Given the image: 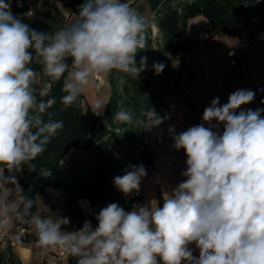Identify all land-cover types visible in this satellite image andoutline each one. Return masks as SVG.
Returning <instances> with one entry per match:
<instances>
[{"label":"clouds","instance_id":"obj_1","mask_svg":"<svg viewBox=\"0 0 264 264\" xmlns=\"http://www.w3.org/2000/svg\"><path fill=\"white\" fill-rule=\"evenodd\" d=\"M147 28L126 2L84 0L66 26L44 33L14 16L9 0H0V231L12 221L27 225L39 248L63 251L75 264H264V109L237 113L254 100L251 90H236L223 105L214 98L203 112L204 123L179 133L168 128L172 147L185 152L186 170L182 182L164 190L162 207L156 199L131 211L110 203L95 216V228L85 220L68 231L69 218L33 212L39 196L24 195L13 174L24 166L35 170L32 161L65 127L63 120L51 119L55 98L44 99L51 84L63 80V111L101 75L116 70L138 79L147 68V57L139 66L135 59L146 47ZM34 62L40 72L30 67ZM152 67L159 75L165 65ZM104 108L96 101L91 111L100 116ZM144 115L147 122L136 121L144 130L169 118L154 109ZM112 119L131 124L133 115L121 110ZM146 175L144 165L131 166L113 183L125 195L138 194Z\"/></svg>","mask_w":264,"mask_h":264},{"label":"trees","instance_id":"obj_2","mask_svg":"<svg viewBox=\"0 0 264 264\" xmlns=\"http://www.w3.org/2000/svg\"><path fill=\"white\" fill-rule=\"evenodd\" d=\"M9 2L14 16L22 19L32 29L48 33L65 26V17L55 3L48 5L52 12L43 18L35 14L31 17L24 15L28 12V0H9ZM152 2L157 12L155 26L165 41L169 61L192 53L197 45L210 39L235 37L250 25L248 18L238 10L242 0H182L178 3L154 0ZM67 8L70 15L78 14L79 8H75V4L69 3ZM197 16L205 18L211 24V29L190 35L187 33L188 21ZM148 47H150V39L146 38L145 49L138 52L135 57L137 66L141 57H146ZM239 59L236 58L231 72L239 68ZM30 67L40 72L39 63L34 62ZM106 76L110 92L104 112L100 116L94 115L88 106L82 104L83 95L77 104L61 111L63 108L61 98L65 95L61 90L63 80L51 84L49 95L44 99L55 98L56 103L49 109L52 113L51 119L63 120L65 127L52 138L47 150L32 161L36 165L35 170L29 171L27 166H24L19 182L23 194L29 198H35L36 195L47 196L49 188L60 192L64 197V210L71 223H84L88 220L93 226L98 224L92 216L84 215L80 206L82 199L88 200L93 207L104 203H117L125 211H131L132 208L133 200L120 192L113 183L114 177L124 175L131 170V166L117 157L113 143L119 137L115 131L118 127L112 116L121 111V102L124 103V110L133 114L138 113L140 106L138 97L151 96L156 102L160 88L155 87L149 78L137 80L116 70ZM228 77L229 75L226 82ZM120 79L124 81L121 85L122 92L133 93L125 99H121L117 91ZM39 90L38 84L37 93ZM254 93L255 98L264 103V91L256 90ZM38 99H40L39 95ZM48 119L49 117L45 116V120ZM136 127L134 126L130 133L124 136L122 143L127 145L131 153L139 150L132 165L142 164L148 172L152 168L154 155L144 143L141 129ZM77 152L83 155L71 157ZM69 155L70 159L66 160V156ZM124 158L128 159V155ZM156 198L159 206L162 207L163 198L160 192H157ZM36 210L37 206L33 208V212ZM14 252L7 249L0 253V264H19ZM68 262L75 264V259L69 257Z\"/></svg>","mask_w":264,"mask_h":264},{"label":"crops","instance_id":"obj_3","mask_svg":"<svg viewBox=\"0 0 264 264\" xmlns=\"http://www.w3.org/2000/svg\"><path fill=\"white\" fill-rule=\"evenodd\" d=\"M210 29L211 24L201 16L190 19L187 24V33L190 35ZM245 33L246 30L235 37L238 38ZM247 35L249 37L246 40L247 46H243V44L221 45L223 40H228L230 36L214 38L200 43L190 54L165 62V70L170 73L171 83L161 101L157 100L156 102H162L163 115L169 118L159 126L163 128L162 132L158 129L159 127L142 131L144 143L153 153L154 158L152 168L141 181L139 193L133 192L127 195L133 200L131 210L134 205H144L150 203L152 199L157 200V192H160L163 198L164 190L171 191L185 179L181 173L186 170V155L183 149L177 151L172 147L173 140L168 135L169 127H174L179 133L191 126L204 123L202 120L203 112L206 107L210 106L214 98L219 97L220 104L223 105L227 103L229 95L236 90L264 91V33L251 31ZM233 50L236 58H240V66L231 72L233 65L228 53ZM100 85H102L101 82H99ZM106 87L109 90V86L106 85ZM98 88L100 87L96 86L95 90ZM108 96L109 92L104 104H106ZM180 97L182 100L178 101ZM254 101L257 106L252 101L247 105H242L237 113L240 110L264 109V103L255 97ZM212 123L215 124L216 122L213 121ZM205 126L208 125L205 123ZM220 131H223V125L220 126ZM82 155L83 153L77 152L71 157ZM151 173H157V179L152 183L146 181ZM36 197L38 201L36 212L41 215L59 213V215L69 218L63 207L64 197L60 192L49 188L47 196L36 195ZM108 204L110 203L93 207L86 199L80 201L84 215L93 218ZM25 226L28 228L27 225ZM82 226L83 223H71L70 220L66 230L73 231ZM96 226L94 225L93 228ZM29 231L32 234L33 242L18 247L14 252L15 259L19 264H48L50 258H54L56 264H70L67 258L52 255L39 248L32 230L29 229ZM190 247L193 255L198 257L199 250L196 249L195 244L190 245Z\"/></svg>","mask_w":264,"mask_h":264},{"label":"rangeland","instance_id":"obj_4","mask_svg":"<svg viewBox=\"0 0 264 264\" xmlns=\"http://www.w3.org/2000/svg\"><path fill=\"white\" fill-rule=\"evenodd\" d=\"M154 0H120L121 3H128L129 6L139 13L142 17H144L146 23L148 24V28L145 33V38L150 39V47L146 48L147 51V68L145 71L140 73L137 80L149 78L152 83H154L155 87L158 89L160 88L159 92L157 93L156 101H161L163 95L166 93L167 87H170L171 83V76L168 71L163 70L162 73L157 75L153 69L154 63H163L165 65L166 61H169L167 53H166V44L162 36L158 33L157 28L155 26V19L157 16L156 9L153 8V2ZM168 2L172 3H178L182 0H166ZM55 3L59 10L62 12V14L65 17V26L75 18V15H70L69 9L67 8L68 4H75V8H80V5L84 3V0H28L27 2V8L28 11H32L33 14L45 18L48 13H51V9L48 7L49 4ZM239 13L243 16H246L249 21V27L246 28V33L242 34L240 37H229L228 40H223L224 46H230L231 44H243V46H247L248 42L246 43V40L249 39L248 32L254 31V32H262L264 33V0H242L239 4ZM202 31V30H201ZM200 31V32H201ZM209 41V40H208ZM234 51V50H233ZM151 70L153 72H151ZM125 74V73H124ZM128 77H132L130 74H125ZM134 78V77H132ZM136 79V78H134ZM175 79V78H173ZM100 80V81H99ZM99 82L102 83V85L99 86ZM124 83L123 79H120L118 81L117 91L119 92V97L121 99H125L126 97L131 96L133 94L132 92H129L125 94L122 92L121 85ZM108 85V77L101 75L96 80L95 87H100L95 90V87L90 88L85 94H83L84 101L83 105L88 106L92 110V105L96 101H100L102 104H104L105 99L108 95V88L106 87ZM109 86V85H108ZM37 87V85H36ZM169 89V88H168ZM139 112L136 114H133V121L131 124H122L117 122L116 125L118 128H116V133L119 136L117 141L114 142V148L117 153V157L124 161L129 166H133V159L138 154L139 150H136L134 153L129 152L127 145L123 144L122 141L124 139L125 135H128L130 131L134 128V126H137L139 130L143 131V126H138L136 124L137 120H143L146 121V116L144 113L147 109H154L155 112L159 115H163V104L162 102L157 103L154 102L151 96H139ZM105 105V104H104ZM120 110H124V103H120ZM105 109V108H104ZM164 117V116H163ZM135 123V124H134ZM143 134V132H142ZM128 155V159H125L124 156ZM133 155V156H132Z\"/></svg>","mask_w":264,"mask_h":264},{"label":"built area","instance_id":"obj_5","mask_svg":"<svg viewBox=\"0 0 264 264\" xmlns=\"http://www.w3.org/2000/svg\"><path fill=\"white\" fill-rule=\"evenodd\" d=\"M228 56L231 57V64L235 65L236 63V54L235 51H230L228 53ZM182 97L178 98V101H181ZM254 104L257 106V103L253 100ZM163 131L162 127L158 128ZM66 160L70 159V155L66 156ZM17 180L18 183L20 182V179L22 178V172L20 173H13ZM5 177L9 176V173L7 170H5L4 173ZM157 179V173H151L147 178L146 181L152 183L155 182ZM11 187V186H10ZM78 230V229H76ZM19 236V241L16 240V237ZM33 242V237L32 234L30 233L29 229L25 225H20L16 223L15 221L10 222V227L7 231H0V253L3 251H6L7 249H11L15 251L18 247L29 245ZM50 254L58 256V257H63V258H69L71 257L67 253H64L63 251H48Z\"/></svg>","mask_w":264,"mask_h":264}]
</instances>
